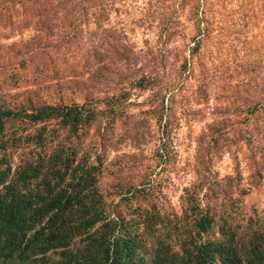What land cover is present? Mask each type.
I'll list each match as a JSON object with an SVG mask.
<instances>
[{"label":"rangeland","instance_id":"1","mask_svg":"<svg viewBox=\"0 0 264 264\" xmlns=\"http://www.w3.org/2000/svg\"><path fill=\"white\" fill-rule=\"evenodd\" d=\"M55 1L0 0V99L13 106L108 91L121 111L100 135L106 200L116 198L115 184L150 172L163 203L178 211L182 187L195 178L197 140L212 137L211 168L218 177L238 174L243 207L264 226V0H98L94 14L83 13L84 0ZM39 3L55 7L48 36L37 29ZM90 29L96 34L87 38ZM77 34L78 50L64 45ZM106 35L123 49H107ZM93 45L106 56L88 63ZM39 51L50 56L39 59ZM41 60L59 71L39 72ZM69 63L77 69L62 68ZM90 132L86 140L98 141Z\"/></svg>","mask_w":264,"mask_h":264},{"label":"trees","instance_id":"2","mask_svg":"<svg viewBox=\"0 0 264 264\" xmlns=\"http://www.w3.org/2000/svg\"><path fill=\"white\" fill-rule=\"evenodd\" d=\"M84 2L83 13L94 14L100 4ZM51 9L49 3L37 5V29L46 36ZM87 34L91 38L96 32ZM79 38L68 37L64 45L74 43L77 49ZM118 41L104 37L112 51L123 49ZM90 50L88 63L106 56L99 45ZM49 56L37 52L39 59ZM37 69L56 73L60 68L41 60ZM97 70L108 78L106 65ZM83 93L80 101L28 100L13 106L0 99V264H264V226L243 207L247 189L238 174L218 177L211 168L212 137L203 145L197 140L195 178L182 187L178 211L163 203L150 172L137 182L115 184L116 198L106 200L98 185L100 135L121 110L108 91ZM90 130L99 132L98 141L86 140Z\"/></svg>","mask_w":264,"mask_h":264}]
</instances>
